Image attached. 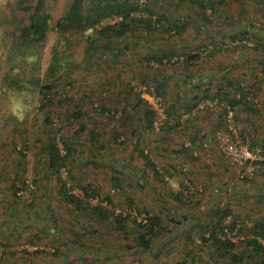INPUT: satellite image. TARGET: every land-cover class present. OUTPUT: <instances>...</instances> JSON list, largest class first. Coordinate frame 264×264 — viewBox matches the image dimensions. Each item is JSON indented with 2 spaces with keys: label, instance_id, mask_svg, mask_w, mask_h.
<instances>
[{
  "label": "rangeland",
  "instance_id": "obj_1",
  "mask_svg": "<svg viewBox=\"0 0 264 264\" xmlns=\"http://www.w3.org/2000/svg\"><path fill=\"white\" fill-rule=\"evenodd\" d=\"M19 1L0 0V264L257 262L248 260L245 243L234 249L243 259L238 263L201 237L227 206L232 217L223 224L232 218L248 227L258 218L264 222V163L253 180H244L213 139L215 130L232 122L251 148L264 149V0H217L212 11L193 0H130L179 19L184 31L138 25L126 35L127 44L116 38L107 45L98 26L57 29L72 0H45L51 15L45 39L17 46L16 35L27 23ZM22 1L30 8L36 3ZM93 3L84 0L85 7ZM87 36L96 42L87 44ZM198 50L204 52L199 59L181 62ZM160 51L172 53L171 60L146 62ZM236 78L259 89L253 105L237 103L232 117L224 116L226 100L209 97ZM158 80L165 84L161 95L154 90ZM48 85L52 102L42 106L41 88ZM141 87L161 98L157 104L146 100L156 111L152 129L143 122ZM77 109L85 112L79 119L72 114ZM84 119L88 126L79 130ZM88 128L97 130V141L89 140ZM61 138L75 152L56 175L47 165L46 145L54 140L61 146ZM140 151L149 152L164 180ZM57 176L79 197L81 186L89 184L98 201L91 198L88 207L66 202ZM18 179L34 182L30 201L15 196ZM91 205L105 212L139 209L159 217V230L148 234V225L141 228L132 217L118 226L109 212L95 213ZM138 232L147 233L149 249L136 245Z\"/></svg>",
  "mask_w": 264,
  "mask_h": 264
},
{
  "label": "trees",
  "instance_id": "obj_2",
  "mask_svg": "<svg viewBox=\"0 0 264 264\" xmlns=\"http://www.w3.org/2000/svg\"><path fill=\"white\" fill-rule=\"evenodd\" d=\"M197 5H199L201 8H206L209 6L210 10L212 11L214 9V4L217 0H193ZM20 2V8L24 13L27 14V23L20 29V32L16 35V42L15 44L17 46H27L34 44L36 42H41L45 39L46 34L48 30L50 29V20L51 15L46 10V4L45 0H36V3L30 8L29 4L23 3V1ZM141 13H146L145 15H141ZM121 17V20L119 22H116L114 24H106L103 26H100L97 33L99 35V38L103 41H105L104 45H107L106 42L111 41L112 39L116 38H124L125 44L126 43V35H129L134 33L135 27L139 25L141 28H148V29H156L158 26H164L165 24L168 25V28L175 29L178 33L184 31V26L181 23L179 24V19L175 20L171 17H168L164 15L163 13H157L156 11L152 10L148 7L147 4L140 5L137 1L132 2L130 0H94V3L92 7L88 8L84 6V0H72L69 4L67 11L63 15V17L56 23V28L60 31H69V30H81L85 31L88 29H94L98 24H100L101 21L111 18V17ZM249 31H245L242 33V35L238 38L240 40H243L242 38H246ZM88 38L87 44L91 45L95 43L96 41L92 38ZM214 49V47H213ZM204 50V48H203ZM213 50H210L208 53L205 54V56H208L211 54ZM213 53V52H212ZM201 54L204 55V52L201 53L199 50L196 54H185L184 57H182L181 62L185 61L186 64L188 62H191V60L199 59L201 57ZM172 53L162 52L160 51L157 55L148 54L145 58L146 62L149 63L151 60H156L158 63H161L164 59L167 61H170L172 58ZM176 58V57H175ZM175 62V61H173ZM184 63V62H183ZM196 86V85H195ZM165 87V84L158 80L157 84L154 88L156 93L158 95H161V90ZM51 88L48 86H43L41 88V93L44 98V102L41 103V105H45L47 103H51L52 99L50 95L48 94L47 89ZM259 89V87L256 86L255 83L251 85L243 86L242 82L239 80V78L235 79L234 81L228 82L226 85L222 86L219 91H217L216 94L213 96H210L209 99L211 101H222L226 100L222 107V113L224 116L228 115L229 110L232 112L234 111V107L237 105V103H245V106L249 108L250 105H253L251 102L252 97H255V90ZM149 91V89H147ZM233 92V94H232ZM150 93V92H147ZM231 94V95H230ZM236 94V97L235 95ZM142 99L139 100L140 103H143L145 111L143 114V122L145 123L146 127L152 129L155 124V115L156 111L153 107L147 105V101L141 97ZM198 105V104H197ZM196 105V106H197ZM104 110V108H103ZM252 112H254L253 109H251ZM73 118L79 119L81 115H85V112L81 109H77V111H74ZM235 116V114H234ZM88 126L87 121L84 119L82 123L79 124L78 129L84 130V128ZM89 133V140L90 141H97V130L95 128H88ZM239 137L241 140H247L244 139L246 136L245 132H238ZM113 138L118 137V133L116 131H113L111 133ZM210 139V138H209ZM252 144V143H250ZM261 145L260 143H256ZM61 145L62 147L59 148L58 143L54 140H51L50 143L46 145L47 150V158L48 167L56 174L58 175L59 172L66 167V162L70 158L71 154H73L74 148L70 144L69 140L62 139L61 138ZM261 147V146H260ZM262 148V147H261ZM264 148V147H263ZM262 148V149H263ZM221 156L224 157L221 150H219ZM149 152L146 151H140V154L142 158L144 159V162L146 165H148L157 178L160 180H164L162 175L159 173V168L157 165L150 159ZM260 153L264 154V149H260ZM225 158V157H224ZM264 161L255 162V165L257 166L256 172L253 176H241L244 173V166L238 167V174L240 178L244 180H253L255 175L260 171V168L262 167V164ZM58 181V191L61 197L68 203L74 204L76 206L84 205L88 207L89 200L93 197H96L98 194V191L90 186L89 184H85L81 186L82 190V196L79 197L77 195H74L69 192V189L66 187V182L60 178V176H57ZM114 181H118L117 178L114 179ZM14 186V185H13ZM15 191V188H14ZM15 194V192H14ZM16 196V195H15ZM17 197V196H16ZM18 198V197H17ZM110 200L108 199V202ZM91 207L92 210L95 213H101V214H109L111 215V212L109 210L104 211V207L94 205ZM106 209V208H105ZM105 213H102V211ZM138 211H141L137 209ZM231 208L226 207L225 211H221L220 216H218V221L216 224L208 230L207 227L204 228V232L209 231L208 236L202 235V241L204 242H210L212 245L216 246L217 250H220L224 255H229L230 258L233 259V262H243L241 260V257L238 255H234V249L237 246V243H245V245L250 248V253L248 254V260H252V263L256 260L257 262H254L253 264H264V246L260 242V240H264V222L260 218L255 219L254 223L248 227V223H246L244 226L240 224L239 222L235 220L236 218H232L230 222L223 224L224 218L227 215L231 216ZM219 210L216 211L218 213ZM109 212V213H108ZM147 213V212H146ZM129 216H122L118 215L114 218L115 222L118 224V226H123L124 221ZM232 217V216H231ZM264 219V218H263ZM148 234H152L153 232L159 230V224L160 219L157 216H148ZM136 222V221H135ZM139 227H145L147 225H141L140 223H137ZM247 226V227H246ZM248 232H250L251 236L248 238L245 236L246 229ZM226 229L227 232L230 234H234L238 236V241L231 240L226 233L224 232ZM147 233H141L138 232L136 236V245L140 247L143 250H147L150 248V241L146 237ZM221 233L222 237H219L218 234ZM246 238V239H245ZM238 256V257H237ZM246 260V261H248ZM178 264H183L178 263Z\"/></svg>",
  "mask_w": 264,
  "mask_h": 264
},
{
  "label": "built area",
  "instance_id": "obj_3",
  "mask_svg": "<svg viewBox=\"0 0 264 264\" xmlns=\"http://www.w3.org/2000/svg\"><path fill=\"white\" fill-rule=\"evenodd\" d=\"M120 20L121 17L118 16L111 17L101 21L100 24H98L97 26L99 28L100 26L106 24H114L116 22H119ZM141 90H142L143 98L147 100L150 104L151 103L157 104L161 101V98L156 95L153 89H151L150 93H147L146 87H141ZM229 114L230 117H232L233 113L231 110H229L228 115ZM213 139L217 143L218 148L223 153L225 159H227L228 162L236 168L237 173H238V167L244 166V173L241 176H249V177L253 176L257 168L255 162L264 161V156L261 155L259 149H253L250 147V143L247 140L245 141L241 140L232 122L227 123L225 129L215 130V132L213 133ZM61 147L62 145L59 146V148ZM19 180L20 179H18L15 184L16 186L15 195L21 199H27V201H30L31 200L30 193L34 189V182L30 179H23L21 181ZM66 187L69 189L70 193L76 195V192L74 190H70L69 183H66ZM95 200L98 201V198L96 197ZM106 202L107 201L103 203L104 206H106ZM109 211L111 212V216L113 218H115L118 215L129 216L132 217L137 223H140L141 225H147L149 221L147 214L138 211L136 208L109 207ZM224 230H225L224 232H227L226 229ZM208 235H209V231L205 232V236ZM226 235L231 240L234 241V237L232 236V234L227 232ZM218 236L222 237L221 233L218 234ZM235 238H238V236H235Z\"/></svg>",
  "mask_w": 264,
  "mask_h": 264
},
{
  "label": "crops",
  "instance_id": "obj_4",
  "mask_svg": "<svg viewBox=\"0 0 264 264\" xmlns=\"http://www.w3.org/2000/svg\"><path fill=\"white\" fill-rule=\"evenodd\" d=\"M35 254V251H33V255ZM97 258V257H96Z\"/></svg>",
  "mask_w": 264,
  "mask_h": 264
}]
</instances>
